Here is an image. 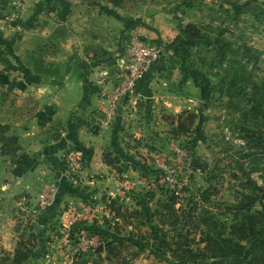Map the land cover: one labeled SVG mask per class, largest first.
Masks as SVG:
<instances>
[{
    "label": "crops",
    "instance_id": "1",
    "mask_svg": "<svg viewBox=\"0 0 264 264\" xmlns=\"http://www.w3.org/2000/svg\"><path fill=\"white\" fill-rule=\"evenodd\" d=\"M10 1L0 0V145L11 144L10 150H0V198L14 196L27 213L38 215L37 222L42 226L40 232L36 230V247L20 264H95L96 259L106 256V243L122 240L124 232L135 234L160 227L166 230L167 225L158 221L159 212L151 213L156 210L155 182L161 174L153 165L151 154L160 145L172 159L170 147L181 143L183 136L188 138L184 134L175 137L165 116L196 108L197 98L188 94L192 80L181 75L174 65L159 61L138 80L136 95L125 101L114 123L100 129L107 93L119 81V66L124 58L95 66L90 59L102 54L100 32L106 30L109 17L116 19L120 9L105 0H39V39H59L67 55L78 50L82 64L76 63V67L68 60L67 65L72 66L71 71H83L80 77L72 72L62 81L51 78L42 82L33 70L35 64L25 61L7 43L9 35L3 25ZM155 3L138 0L134 4L136 10L126 17L147 26L128 30L126 41L137 32L163 46L158 40H173L179 35L174 14ZM153 5L155 12L150 13L148 9ZM24 12L27 13L25 3L22 17ZM35 23L38 19L32 16L13 30L21 39L24 34L33 36ZM164 123L169 126L170 137H160L157 145H146L149 135L158 134ZM69 152L82 159V166L75 173L69 167ZM116 175L124 181L138 182L130 189L131 196L130 191L114 183ZM51 187L56 189V195L50 205L43 206L42 194ZM109 199L120 200L131 210L139 209L147 218L106 219L103 208ZM85 206L92 213L82 221V227L99 232L105 245L99 252L72 258L58 240L71 214ZM10 246L6 240L0 241V261Z\"/></svg>",
    "mask_w": 264,
    "mask_h": 264
},
{
    "label": "rangeland",
    "instance_id": "2",
    "mask_svg": "<svg viewBox=\"0 0 264 264\" xmlns=\"http://www.w3.org/2000/svg\"><path fill=\"white\" fill-rule=\"evenodd\" d=\"M137 1L125 0L120 7L109 2L113 8L120 9V12H116L115 20L109 17L106 25L103 24L106 30L100 32L101 37L98 39L103 52L90 59L92 66L101 62H116L122 56L126 58L131 41V38L126 41L128 30H137L140 25L147 26L140 20L126 17L132 10H136L134 4ZM206 1L151 0L166 12L174 14L178 31L181 25L184 28L190 23L201 30V38L198 39L183 35L178 42L176 38L158 41L161 45L165 44L163 47L167 52L163 63L174 65L181 75L192 80L188 94L197 98L196 108L189 110L195 114L193 130L191 134H184L188 135L187 139L185 136L182 138L185 143L181 146L187 155L181 163L189 167L192 173L190 185L184 188L181 202L187 204L188 199L196 196L204 209L226 225L232 223L236 210L242 209L250 201L256 202L253 209L264 210V153L254 148L253 143L249 144L243 136L247 132L243 130V125L251 130L250 135L258 129L264 134V97H261L260 104H256L253 99V95L259 92L255 90V86L264 82V0H222L221 4L219 1ZM24 3L27 13H23L20 21L11 25L4 22V30L9 35L8 45L25 57V61L35 64L33 70L42 82L51 78L62 81L72 72L80 77L83 71H78V68L71 71L72 66L67 65L68 60L73 61L76 67V63L82 64L78 50L74 49L73 54L67 55L59 39H39V0H25ZM154 8L153 5L148 11L153 13ZM32 16L38 19L34 35L24 37V34L21 39L18 31L13 29L24 25L25 20ZM131 18L134 20L130 21ZM134 35L139 33H133ZM231 94L234 95L233 98L230 97ZM259 97L260 94L257 93L256 98ZM236 104L241 108H236ZM242 107L245 109L243 113ZM166 121L169 122V119ZM169 132V126L164 123L157 130L158 134L155 132L149 135L146 145H157L156 141L160 137H170ZM157 149L165 151L160 145ZM170 151L173 154L171 147ZM251 151L261 154L257 158L244 156ZM174 163H177L176 160L172 162ZM196 163L205 166V171L194 170ZM185 169L181 170L180 177L186 175ZM248 176L263 191L247 186ZM156 188L158 191L154 197L158 201L154 204L156 210L151 212L153 214L158 213L168 200V186ZM205 191L206 198L203 195L202 199L200 195ZM146 215L143 212L136 219L147 218ZM158 218L160 219L159 215ZM37 221L38 215L27 213L16 203L14 196L11 199L0 198V241L6 240L11 244L2 253L0 264H12L17 251H33L37 245V229L34 225ZM164 229L160 227L135 234L124 232L123 237L134 239L135 246L129 244L121 247L117 249L116 257L109 260L107 255L102 256L97 259L96 264L200 263L190 256L188 261L183 262L164 253L159 246L162 240H170L173 247L178 245L184 251L189 239L183 223H178L176 227L167 225L166 230ZM139 235L144 239H139ZM191 248L199 249V246L193 244ZM206 263H211V260Z\"/></svg>",
    "mask_w": 264,
    "mask_h": 264
},
{
    "label": "trees",
    "instance_id": "3",
    "mask_svg": "<svg viewBox=\"0 0 264 264\" xmlns=\"http://www.w3.org/2000/svg\"><path fill=\"white\" fill-rule=\"evenodd\" d=\"M106 1L118 7L125 2V0ZM180 28V33L176 37L177 42L183 35L195 39L201 38V30L195 24H187L184 28L181 25ZM166 53L167 52L165 51V56ZM255 90H258L259 92H256L255 95H253V99L256 104H260L261 99L264 97V82L258 86L256 85ZM221 92L224 93L225 90H221ZM257 93L260 94L259 98H256ZM230 97L233 98L234 95L231 94ZM235 107L241 108L239 104H236ZM242 108L243 109L241 110L243 113L245 109L244 107ZM165 119H169V123L172 124L171 133L175 137H178L183 134H191V131L193 130L192 125L195 121V114L186 110L175 115H167L165 116ZM262 125L258 124V126ZM243 130L245 132L247 131L243 135L247 142L249 144L253 143L254 148H258L260 149V152L264 153V134L261 133L260 129H258L257 132L252 131L253 135L249 134L251 130H249L246 125H243ZM183 143H185V141H182L181 144ZM6 147L7 150H10L11 144L7 142L2 143V145H0V150L4 151ZM260 152L251 151L244 156L257 158L260 156ZM112 160H114V158H112ZM107 161L113 162L109 159H107ZM193 169H201L202 171H205V166L196 163V165L193 166ZM246 185L258 189L259 191H263V189L258 187L256 182L249 176ZM132 192L133 190L130 191L128 195L131 196ZM166 193L168 194V200L162 205L158 214L160 219H158L159 221L161 220L160 222L162 225H170L172 227H176L178 223H183L189 239L184 251H182L178 245L173 247V243H171L170 240H162L160 243V249L164 253H169L174 259L183 262L188 261L190 256L191 259L199 261V264H264V210L253 209L255 207V201H250L242 209H237L232 223L225 225L210 211L204 209L196 196H192L188 199L187 204H183L181 202L182 198L177 197L171 190L167 189ZM205 193H207V191L200 195V197L202 198ZM204 197L206 198V195H204L203 198ZM142 203L143 201H139V204ZM179 204L181 205L180 207L178 206ZM110 208L114 218H136L141 217L143 214V211L139 209H129L127 204L124 202L121 203L120 200L112 201ZM207 213L211 215H208ZM82 226L83 222H80L75 229L85 230ZM86 231L99 234L97 231ZM191 236H193V239H190ZM123 239L113 240L106 243V255L109 260L112 257L117 256V249L126 247L129 244L135 246L134 239ZM139 239L142 240L144 237L139 235ZM103 243L105 245L104 240ZM191 244L199 246V249L191 248ZM31 253L32 251L26 253L17 251L12 264L22 263ZM209 260H211V263H206V261ZM96 262L97 259L95 260V264Z\"/></svg>",
    "mask_w": 264,
    "mask_h": 264
},
{
    "label": "built area",
    "instance_id": "4",
    "mask_svg": "<svg viewBox=\"0 0 264 264\" xmlns=\"http://www.w3.org/2000/svg\"><path fill=\"white\" fill-rule=\"evenodd\" d=\"M24 2L25 0L10 1V10L5 16V22L11 25L21 20ZM164 56V47L160 46L157 42L148 40L140 35H134L132 37L128 45L127 56L119 66V81L107 93L105 118L99 125L100 129H105L114 123L116 117L119 115V109L124 108L125 101L136 95L138 80L146 75L153 65L161 61ZM103 74L106 76L108 71L105 70ZM181 145L179 143L171 147L174 155L172 159L161 149H154L151 154L153 165L161 170V174L157 178L155 185L157 187L168 186L167 189L171 190L179 198L182 197L184 188L190 185L192 173L189 167H185L184 163H181V160H184L187 155ZM67 159L72 172L75 173V171L81 168L82 159L75 152H69ZM174 160L177 163L172 164ZM178 163L179 165H177ZM182 169L186 170V175L180 177ZM74 181L76 183L78 182L77 179ZM114 183L119 187H123L124 191H130L138 182L136 180L124 181L122 177L116 175L114 177ZM55 195V188L51 187L45 190L41 197L42 205H50ZM111 204L112 200L109 199L103 208V216L109 220L114 219L110 208ZM91 213L92 210L86 206L82 210L72 213L67 226L63 229L61 237L58 240L60 246L65 248L71 254L72 258H75L77 255L97 252L101 245L104 246L99 234L88 232L84 229H75Z\"/></svg>",
    "mask_w": 264,
    "mask_h": 264
},
{
    "label": "water",
    "instance_id": "5",
    "mask_svg": "<svg viewBox=\"0 0 264 264\" xmlns=\"http://www.w3.org/2000/svg\"><path fill=\"white\" fill-rule=\"evenodd\" d=\"M119 111H120V109H119ZM34 225H35V227H36L37 230H40V229L42 228V226L39 225L38 223H35ZM100 250H103V245H101V246L99 247V249H98L97 252H99Z\"/></svg>",
    "mask_w": 264,
    "mask_h": 264
}]
</instances>
